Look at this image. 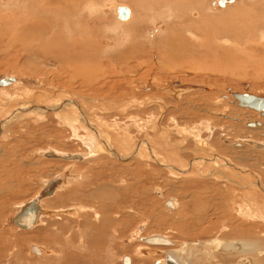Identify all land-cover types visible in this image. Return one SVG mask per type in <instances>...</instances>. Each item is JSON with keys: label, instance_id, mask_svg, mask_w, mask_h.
<instances>
[{"label": "rangeland", "instance_id": "374dc122", "mask_svg": "<svg viewBox=\"0 0 264 264\" xmlns=\"http://www.w3.org/2000/svg\"><path fill=\"white\" fill-rule=\"evenodd\" d=\"M21 1L23 0H10L6 4L0 2V17L2 19H0V79L13 77L16 80L13 84L0 86V91L10 94L17 92L18 96L21 94L20 97L35 93L34 97H26L28 99L24 98L25 100L19 99L15 101L14 105L15 108H18L19 104H24L22 107L25 104L34 105L38 114L33 116L34 120L25 118V120H21L22 122L13 121L15 123L11 122L12 124L10 123L8 127L6 125L0 133V141L2 140L0 142V264H72L74 262V264H122L124 257L130 258V264H159L163 259L161 253L164 250H175V247L149 245L141 241L143 237L153 235H160L168 240L188 244L186 250L193 249L190 258V262H194L193 264H210L204 263L205 259L202 256L204 248L200 242L215 238L221 241H235L244 248V250L240 249L243 251L237 252L236 255L229 253L232 255L231 257L214 250L218 264H235L240 260V256L255 259L260 251L264 253V224L260 225L254 220L244 222L234 219L236 217L234 213L237 215L239 211H231L234 206L230 205V207L229 204H219L218 202L220 199L225 201L229 197L233 198L236 193L239 200L247 192H249L248 195L255 197L252 188L245 186L247 183H243L241 186L237 185L240 180L239 176L234 177L228 173L232 169L227 168L223 170L225 175L224 173L220 174L219 177L224 175L222 180L226 181L222 183L224 188H221L220 182L214 181L210 175L208 178L198 174L189 177H173L165 169V166L153 161L135 162L138 160H130V163H125L108 154L104 155L101 160L95 159L96 161L94 159L82 162L61 161L44 158L40 152L49 148L68 154L87 150L83 140L82 145L69 128L61 124L50 110L53 104L50 99L59 101L60 97H54V94L63 91L69 95L64 96L63 99L76 98L85 103L84 113L94 124L97 121L104 126L107 124L103 136L105 135L107 139L111 140V143L115 144L114 148L120 147L121 154L129 156L135 142H143L142 140L149 137L153 142L152 146L154 144L155 151L159 149L158 151L163 153L165 152L162 151L164 148L167 150L170 159L165 160H167V165L170 164V168L171 165L178 168L181 165L187 166L196 156L203 154L202 151H199L197 143L193 142L194 140L182 135L185 130H188L191 132H188L190 135H194L196 132L197 137L205 139L204 141L208 142V147L212 148L215 154L226 157L231 164L234 163L239 168L243 166V168L250 169L257 175L264 187V150H258L251 146V143H247V141H254L264 145V117H261L258 111L239 107L232 96V94H248L264 98V65L261 60L264 52L258 47V44H249L246 48H236L233 47L236 44L223 46L218 42V46L216 45L215 48L212 47L214 45L210 46L212 49L200 47L198 54H191L192 49L180 48L183 46L181 43H184V39L187 37L185 29L191 18L190 11L180 13L173 9L171 18L167 16L164 20H160L156 16L154 20L159 22L158 29L153 24L154 12L149 13L146 8L150 4L152 6V3L153 5L157 4L160 0H102L106 3L113 1L128 6L132 10L133 16L131 15L128 21L123 23L117 20L113 9H105L100 17L106 24L104 35L98 31L99 27L93 26L92 23L99 19L95 20L93 16H89L87 22L91 34L93 33L92 37H98L99 46L86 48L89 52L85 53L80 51V48H75L73 57L68 55L70 59L64 60L65 65L75 62L73 63L75 69L71 67L72 64L71 70L74 72L79 70L80 73L82 71L84 73L70 78L64 74L60 75L63 68L61 67L63 55L57 51L60 48H48L50 46V40H47L50 38L49 36L41 45L42 47L36 43L31 42L30 44V41H28L29 44L27 43L28 37L20 30L23 25L20 24L22 15H28L32 11L31 14L34 16L33 6L35 7L37 4L31 3L32 5L28 6L30 9L28 12L26 10L28 7L24 9ZM24 1L26 2V0ZM218 1L222 0H186L187 3H182V6L185 4L184 6L188 7L191 4V8H194V6L197 7V4H202L201 7L194 10L196 12L191 15L192 18L202 7L204 9L206 7L203 14L208 19L206 22L210 24L215 22L213 26L209 24L208 30L211 28L213 31L218 30V32H214L219 34L217 37L222 38V41H235L238 35L241 38L244 33L249 31L251 40L258 42L260 34H264V12L259 14L264 8V0H235L234 3L224 6V8L218 7L216 4ZM26 3L28 4V2ZM31 8L33 9L31 10ZM77 8L78 6H75L74 10L69 8L67 17L60 18L58 22L61 27L67 20L71 24L74 23L75 19H69L72 15L71 12H77L81 16V12ZM246 9L247 12H244ZM251 10L254 11L251 12ZM176 13L181 16H176ZM183 14L184 19L182 18ZM197 16L199 17V15ZM35 17L37 16L35 15L33 18ZM48 18L43 17L40 20ZM254 18L258 19L253 20ZM12 22L14 24L16 22V24L14 25ZM117 22L124 27L117 28L118 34L112 31V28H116L114 24H118ZM26 23L30 29L32 23ZM216 26L217 28H215ZM41 27H43L42 24H40V31ZM169 27L173 32L171 35L174 37L177 47L161 48L159 51L156 44L165 38ZM222 28L224 30L227 28V30L224 31ZM58 30H60L59 25L56 31ZM209 33L204 32V35ZM233 36H236V39L232 38ZM242 39L243 37L239 42L238 40L236 42L242 43ZM92 40L96 42V38H92ZM57 53L59 57H57ZM258 58L261 62H258ZM80 61H84V66L87 65L85 69L83 64L78 69ZM258 63H262V65ZM66 68L68 69L67 66ZM53 75H60L59 79L52 78ZM91 82L94 84L91 85ZM37 94L40 96V100H38ZM76 104L79 105V102L76 101ZM81 106L80 103L79 107L82 109ZM93 106L96 107L94 115L91 114L90 109H93ZM101 107L105 109L100 110ZM12 111L6 110L3 113L8 114ZM29 111L32 110L29 108ZM15 112L17 113V111ZM42 113L44 114L42 115ZM4 118L1 117L0 122H6ZM254 121L257 124L249 126ZM115 122L120 123L118 128L127 129L120 132L115 128L113 130ZM180 128H183L184 131H181ZM255 129H259L260 134ZM96 130L99 129L96 128ZM114 134L122 136L121 142H124L125 137H130L129 140H134L133 145L121 146L120 138L114 137ZM225 138L227 139L225 140ZM239 142L244 143L243 148H235L230 145ZM127 147H130L129 152ZM120 148L118 149L119 153ZM170 149L175 151L174 153L179 159L176 162L174 158H171L172 151ZM202 156L207 157L205 153ZM248 156L250 161H246ZM181 162L184 163L181 164ZM57 175H62L65 178L66 186L62 185L61 189L56 190L58 192L48 197L42 204L43 210L55 212L54 215L50 212L52 214L43 216L30 230L16 228L12 219L18 211V207L37 196L42 187V181L50 180ZM227 178L230 180H226ZM232 179L235 182L232 183ZM108 183L115 185L116 189L118 187L115 193L119 192L120 203L116 202L120 207L112 208L108 200L98 203L97 200L84 197H92L90 192L93 188L99 184ZM156 188L161 190V196L154 194ZM4 191L5 194L1 195ZM167 198L175 199L180 206L178 204L174 211L167 210L163 205ZM259 199L258 203L263 204V199ZM79 206L85 208L84 212L77 208ZM226 207L229 209L228 211ZM110 216L113 217L111 218L112 222L106 221ZM106 222H109L107 226ZM113 223L114 229H111ZM53 227H59L55 237L57 242H53L48 237V234L52 236ZM222 227H226V231ZM240 233L242 235H239ZM31 246L42 248V254H32L29 250ZM186 250L183 251L182 257L186 255ZM144 253H147L148 256L142 258ZM262 257H260V263L264 264L262 262L264 255ZM211 264L216 263L212 262Z\"/></svg>", "mask_w": 264, "mask_h": 264}, {"label": "bare ground", "instance_id": "6f19581e", "mask_svg": "<svg viewBox=\"0 0 264 264\" xmlns=\"http://www.w3.org/2000/svg\"><path fill=\"white\" fill-rule=\"evenodd\" d=\"M10 0H0V2H9ZM24 1V0H23ZM21 1V4L24 6V9L26 7H28L29 5H32L34 3H36L37 5H35V7L33 6V8H31V10L33 9L34 11V14L37 16L35 18H33L34 16L31 14L32 11H30V13L28 14L29 12V7L26 9L28 10L27 14H24L21 16V23L20 24H23L22 25V28L20 29L21 31H23V34L26 35L28 37V40H27V43L28 41H30V44L31 42L32 43H36L38 46H41L45 39L49 36L50 38L47 40H50V46L48 48H60V50H57L59 52L60 55H63V58H62V63L63 65L61 67L62 68V73H60V75L64 74L66 76H70V78L76 76L77 75H81V74H84V73H80L79 70H76V72H74V70H71V67L74 68L75 65L73 63L75 62H72V63H67L65 65V62L64 60L66 61V58H68L69 56H72L73 53H75V48H80V51H82L83 53H85L86 51H88L86 48H97L99 46V42L97 41V36L96 37H92L93 33L91 34V29H90V26L88 25V18L89 16H93V18L96 20V19H99L98 21L96 22H92L93 23V26H98L99 29L98 31L104 35V31H105V21L103 19H100L101 15L104 13V10L108 8V10L110 9H113V12L115 13L116 15V18L119 22H126L128 21V19L131 17L132 15V10L126 6V5H122V4H118L116 2H108L106 3L105 1H102V0H26V2H28V4L24 1ZM184 1V0H183ZM182 0H178V1H174V2H171L169 0H163L161 2L158 1L157 4L153 5L152 3V6H147V10L149 13H151V11L154 12V16L152 17L153 18V24L155 27L159 26V22H155V17L158 16L160 20H164L167 16H169V18H171V16L173 15V12L175 10L177 11H180V13H186V11H190L189 13H192L190 14V19L189 21L187 22L188 24L186 25V29H185V34H186V38L184 39V43H181L183 44L182 47L180 48H190L189 50H191V54L193 53H199L200 51V47H203V48H206L208 49V47H210L211 45H214L212 47L215 48V46L217 45L218 46V42L219 43H222L223 46H230V44H236L235 46L233 47H236V48H246L249 44H254V43H257L258 44V47H260L262 49V51L264 52V43H262L264 41V34H260V37H258V42H255L254 40H251V37L249 35V31H247L246 33L243 34V32L241 34L243 39H242V43H237L236 40H238V38H240V36L238 35L237 36V39L233 36L232 38H235L236 40L235 41H222L221 39L222 38H218L217 35L219 34H216L214 31L218 32V30H214L213 31V28H211L210 30L209 29V24L210 23H207L206 20V17H204V10L205 9L202 7L199 12H197V15H199V17L195 14L194 18H192L191 15H193L195 9H197L198 7H201L200 4H197L194 8L192 7L191 8V4L188 5V7L184 6L185 4H183L182 6V3L186 2V0L183 2ZM222 1H225V4L224 6L228 5V4H232L234 3L235 0H233L232 3H229L228 0H222ZM34 2V3H33ZM32 3V4H31ZM187 3V2H186ZM9 4V3H7ZM27 4V5H26ZM218 5V2L216 3ZM179 5V6H178ZM204 5V4H203ZM3 6V5H2ZM75 6H78L77 10H79L81 12V16L77 13V12H71L70 15L71 17L69 19H75L74 20V23L72 22V24L70 23L69 20L65 21L63 26L61 27V25L59 24V20L60 18L68 15V10L70 8V10H74ZM223 7H220L218 5L219 8H224ZM229 6V5H228ZM32 7V6H31ZM118 7H124V8H127L128 11H129V17L122 21L118 18L117 16V9ZM19 8V6H18ZM11 9V8H9ZM174 9V11H173ZM264 8H262V11L261 13L259 14H262V12H264L263 10ZM231 10V9H229ZM6 11V10H5ZM182 11V12H181ZM254 11V10H251V12ZM21 12V11H20ZM152 12V14H153ZM244 12H247V9L244 10ZM257 12V11H256ZM26 13V12H25ZM254 13V12H253ZM18 14H21V13H18ZM17 14V15H18ZM66 14V15H65ZM264 14V13H263ZM42 15V16H41ZM176 16L180 15L179 13L175 14ZM203 15V16H202ZM15 16V15H14ZM14 16H11V17H14ZM29 18H28V17ZM133 16V15H132ZM181 16V15H180ZM243 16V15H242ZM241 16V17H242ZM43 17H49L48 19H45V20H40V19H43ZM186 17V16H185ZM248 17V16H247ZM254 17V16H253ZM262 17V15H261ZM261 17H259V19H261ZM264 17V16H263ZM19 18V17H18ZM30 20H28V19ZM32 18H33V21H32ZM65 18V17H64ZM173 18V17H172ZM179 18V17H178ZM182 18L184 19V14L182 16ZM212 18V17H211ZM1 19V17H0ZM12 19V18H11ZM20 19V18H19ZM24 19H27L24 21ZM241 19V18H240ZM250 19V18H248ZM258 18H254L253 20H257ZM2 20V19H1ZM8 20V18H7ZM6 20V22H7ZM10 20V19H9ZM14 20V19H13ZM12 20V21H13ZM35 20V21H34ZM63 20V19H62ZM159 20V21H160ZM177 20V19H175ZM243 20V19H242ZM16 21V19H15ZM141 21V20H139ZM166 21V20H165ZM240 21V20H239ZM246 21V20H244ZM252 21V20H250ZM18 24H19V21H17ZM25 22V23H24ZM26 22H29L32 23L30 25V29L29 27H27V24ZM175 22V21H174ZM209 22V21H208ZM212 22V21H211ZM13 23V22H12ZM37 23H40L42 24L43 27L42 30L40 31V24H37ZM118 23V22H117ZM172 23V22H171ZM178 23V21H177ZM215 23V22H214ZM213 24H210V26L214 25ZM250 23V22H249ZM10 24V22H9ZM14 24V23H13ZM11 24V26L15 27L14 25ZM17 24V25H18ZM37 24V25H36ZM151 24V23H150ZM175 24V23H174ZM173 24V25H174ZM242 24V23H241ZM58 25L60 26V30L56 31L58 29ZM116 25V28H112V31L113 32H117V34L119 33L117 30V28H124L123 25H121V23L119 24H114V26ZM178 25V24H177ZM181 25V24H180ZM234 25V24H233ZM247 25L249 26V24L247 23ZM251 25V24H250ZM10 26V27H11ZM19 26V25H18ZM183 26V25H182ZM185 26V25H184ZM232 26V25H231ZM235 26V25H234ZM243 26V25H242ZM7 27V26H6ZM103 27V28H102ZM172 27V26H171ZM181 27V26H180ZM179 27V28H180ZM12 28V27H11ZM19 28V27H18ZM107 28H110V27H107ZM158 28V27H157ZM177 28V26H176ZM178 28V29H179ZM183 28V27H182ZM217 28V26L215 27ZM220 28V27H219ZM234 28V27H232ZM29 29V31H28ZM155 29V28H154ZM159 29V28H158ZM157 29V30H158ZM171 28L169 27L168 31H167V35L165 36V38L163 40H160L158 42V44H156V48L160 51L161 48H176V44L174 42V37H172V33ZM223 29V28H222ZM12 30V29H11ZM17 30V29H16ZM94 30V29H93ZM111 30V29H110ZM124 30V29H123ZM122 30V31H123ZM224 30V29H223ZM227 30V28L225 29ZM224 30V31H225ZM96 31V30H95ZM97 31V32H98ZM109 31V30H108ZM133 31V30H132ZM178 31V30H177ZM181 31V30H180ZM183 31V30H182ZM210 31V33H209ZM230 31V29H229ZM60 35H59V33ZM97 32H96V35H97ZM112 32V33H113ZM184 32V31H183ZM204 32L205 33H209V34H205L204 35ZM231 32L233 33V31L231 30ZM235 32V31H234ZM5 33V31H4ZM22 33V32H21ZM29 33H30V36H29ZM220 33V32H219ZM126 34V33H125ZM182 34V33H181ZM254 34V33H253ZM99 34V36H102ZM176 35V34H175ZM178 35V34H177ZM233 35H235L233 33ZM183 36V34H182ZM179 37V36H178ZM184 37V36H183ZM241 37V38H242ZM255 37V36H254ZM26 38V37H24ZM92 38H96V42L95 40H92ZM240 38V39H241ZM183 39V38H182ZM239 39V40H240ZM254 39V38H253ZM12 40V39H11ZM149 40V39H148ZM233 40V39H232ZM238 40V42H239ZM23 41V40H22ZM25 41V40H24ZM131 41V40H130ZM48 42V41H47ZM151 43V42H149ZM29 44V43H28ZM152 44V43H151ZM11 46V45H10ZM42 47V46H41ZM212 47H210L212 49ZM232 47V46H231ZM217 48V47H216ZM222 48V47H220ZM219 49V48H217ZM233 49V48H232ZM168 50V49H167ZM202 50V48H201ZM204 51V50H202ZM89 52V51H88ZM172 52V51H171ZM188 52V51H187ZM168 53V52H167ZM214 53V52H213ZM58 54V53H57ZM59 54L57 57H59ZM169 54V53H168ZM264 54V53H263ZM69 55V56H68ZM166 55V54H165ZM164 55V56H165ZM172 56V55H171ZM73 57V56H72ZM262 58V56H260ZM55 59H58V58H55ZM61 59V57H60ZM70 59V58H68ZM259 60V58H258ZM263 65H264V55H263ZM56 61V60H55ZM257 61V59H256ZM84 61H80L78 63V65L76 64V66H78V69L79 67L83 64ZM258 62H261L260 60ZM77 63V62H76ZM73 64V66H71ZM259 65H262V63H258ZM254 65V64H253ZM66 66L68 67V69L66 68ZM71 66V67H70ZM85 66H87L85 64ZM85 66L83 64V67L85 69ZM256 66V65H255ZM82 67V66H81ZM88 68V67H87ZM59 69V68H58ZM64 69V70H63ZM75 69V68H74ZM256 69V68H255ZM263 70V69H261ZM260 70V71H261ZM73 72L72 74L70 72ZM79 72V73H78ZM85 72V71H84ZM59 75V76H60ZM87 75V74H86ZM54 77L52 78H58L59 79V76L58 75H53ZM9 78H12L13 81L11 82H8L9 83H15L16 80L13 78V77H8V78H3L5 80H8ZM69 78V79H70ZM2 79V78H1ZM71 80V79H70ZM83 81V80H82ZM57 82V81H56ZM53 83V82H52ZM7 84V85H8ZM51 84V83H50ZM94 84V82L92 83L91 82V85ZM0 86H3V85H0ZM5 86V85H4ZM87 86V85H86ZM6 91H9L8 89H5ZM16 90V89H15ZM24 90V89H23ZM22 91V90H21ZM52 91V90H51ZM15 92V91H14ZM16 94H10V93H7L5 91H0V118H4L6 119V122H0V133H2V130L5 128V126L8 125L13 122V121H23L25 120V118H32L33 119V116L34 115H37L38 112L36 111V106L34 105H26L24 107H22L23 105H20L18 106V108H15V101L21 99V100H25L24 98L28 97V98H31V97H34L35 93L34 94H27L25 96H21L20 95L18 96L17 92H15ZM24 93H25V90H24ZM27 93V92H26ZM62 93V94H61ZM38 95V94H37ZM68 95L66 92H56L54 94V97H60L58 98L59 101L57 100H53V99H50V102H53L52 106L50 107V110L51 112H53L55 114V117L58 118L56 120L60 121L61 124H64L65 126H67V128H69V130L72 132V134L76 137V140L77 141H80V143L82 144V140H83V143H84V147H86V151H81L80 153H73V154H68V153H61V152H57L55 151L54 149H48V150H42L40 151L42 154V157L44 158H50L51 160L52 159H58V160H61V161H70V160H74L76 162H82V161H89L90 159H103V156L108 154L110 157H113V158H118L119 161H122V162H125V163H130V160H138V161H135V162H139V161H153V162H158L157 164L161 163V165L165 166V169L169 171V174L173 175L174 176H191V175H195V174H198L200 175L201 177H205L210 175V177L214 180V181H217V182H220L221 184V188H224V185L222 183L226 182L225 180L223 181L222 180V176L225 175V173L223 172V170L229 168V169H232L230 172H228L229 174H232L234 177H236L237 175L239 176V182H237V185L241 186L243 183H247L245 186L247 188H252V192L253 194L255 195V197H252V195H248L249 192H247L245 195H243L241 198V200H239V198L237 197V193L236 195L233 197V198H230L229 199L227 198L225 201H221L222 199H220L219 204L223 203V204H229V206H234L231 211H239L236 215V213H234V215L236 216L234 218V215L232 217V219H238V220H242V221H246V220H254L257 221L256 223H260L261 224H264V203L263 204H260L258 203V199H263V202H264V187L262 185V183L260 182L259 178L257 177V175H255L254 173H252V171H250V169H247V168H239L237 165H234L231 164L228 159L226 157H223V156H220L218 155L217 153L215 154L213 152V149L208 147V142H205L204 140H202L200 137H197L194 133V135H190L188 132V130H183V128H180L181 131H184V137L186 138H189L191 140H194L193 142H196L197 145L199 146V151H202V153L206 154L207 157H204L202 155L200 156H196V158H194L192 161H190V164H188L187 166H183L181 165L179 168L178 167H173L171 165V168H170V164L167 165L168 163L166 162L167 160L165 159H168L169 157V153L167 152V150L164 148L162 151H165L163 153H160V151H155L153 146H152V141L151 139L148 137L147 139L145 138V140H142L143 142H135L134 144V148H132V153L127 156V155H124V154H121L122 150L120 147H117L118 149L120 148V153L118 152V149L114 148L113 146H115L114 143H111V140L110 139H107L105 137V135L103 136L104 134V130L105 127L102 123H100L99 121L95 122L98 123L97 125H95L93 123V121L86 115V113H84V105L85 103L82 101L80 102L79 100H77L76 98L75 99H72V98H68V99H63L64 96ZM69 96V95H68ZM67 96V97H68ZM232 96H234V94H232ZM39 97L38 100H40V96L38 95L37 98ZM46 97V96H45ZM71 97V96H70ZM75 97V96H74ZM26 98V99H28ZM36 98V97H35ZM84 100V99H82ZM76 101L79 102V105L81 103V107L82 109L79 107L78 104H76ZM94 102V101H93ZM4 104V106H3ZM99 104V103H98ZM94 105V104H93ZM86 106V105H85ZM32 110V111H29V108ZM2 108H6L5 110L2 109ZM95 108V109H94ZM2 109V110H1ZM38 109V108H37ZM48 109V108H47ZM91 109V114H95L96 113V107L93 106V109ZM100 110H103L105 109L104 107H101L99 108ZM98 109V111H99ZM249 109V108H248ZM6 110H13L12 113H8V114H5L3 112H6ZM39 110V109H38ZM17 111V113L15 112ZM43 111V110H41ZM45 111V110H44ZM90 111V110H89ZM86 112V111H85ZM258 113L260 114L261 117H264V112H259ZM21 114V115H20ZM44 113H42L43 115ZM53 114V115H54ZM40 115V114H39ZM40 118V117H38ZM43 118V117H42ZM35 119V118H34ZM33 119V120H34ZM41 120V119H40ZM103 120V119H102ZM21 121V122H22ZM26 121L28 122V120L26 119ZM32 122V120H31ZM174 122V121H173ZM239 122V121H238ZM15 123V122H13ZM104 123V122H103ZM206 123V122H205ZM253 123V125L257 124L256 121L254 122H251ZM12 124V123H11ZM18 124V123H17ZM25 124V123H24ZM30 124V122H29ZM34 124V122H33ZM118 122H115V124L113 125L114 127L112 128L114 130L115 129H118V132L120 131H125L126 129H123L122 127L121 128H118ZM63 125V126H64ZM122 125V124H121ZM149 125V124H148ZM134 126V125H133ZM132 126V127H133ZM179 126V125H178ZM198 126H201V125H198ZM22 127V126H21ZM174 127V126H173ZM176 127V126H175ZM204 127V126H203ZM25 128V127H24ZM99 129V130H96ZM194 128V127H193ZM258 128V127H257ZM146 129V128H145ZM186 129V128H185ZM159 130V129H158ZM256 130V129H255ZM262 130V129H261ZM260 130H256V132H259ZM114 132V131H113ZM180 132V131H179ZM178 132V133H179ZM225 132V131H224ZM223 132V133H224ZM122 133V132H121ZM127 133V132H126ZM191 133V132H190ZM262 133V132H261ZM123 134V133H122ZM167 134V133H166ZM260 134V132H259ZM3 135V134H2ZM1 136V135H0ZM4 137H6L5 135H3ZM30 136V135H29ZM224 136V135H223ZM114 137H118L120 138L119 142L122 141V136L119 134H114ZM147 137V136H146ZM181 137V136H180ZM12 138V137H11ZM14 138V137H13ZM73 138V137H72ZM74 139V138H73ZM130 137H125V140L123 139L124 142H121L120 145L121 146H127L128 144H132L134 140H129ZM133 139V138H132ZM184 139V138H183ZM227 138H225L226 140ZM2 141V140H1ZM0 141V142H1ZM7 141V140H6ZM4 142V141H3ZM161 143V142H160ZM247 143H251V146L257 148L258 150L259 149H262L264 150V145H261L259 144L258 142H254V141H247ZM3 144V143H2ZM243 144L244 143H241L239 142L238 144H230L231 146L233 145L235 148H243ZM83 145V144H82ZM133 145V144H132ZM164 145V144H163ZM167 145V144H165ZM160 147V145H159ZM196 147V146H195ZM227 147V146H226ZM128 148V147H127ZM126 149V148H125ZM124 149V150H125ZM130 149V147L127 149V151ZM168 149V148H167ZM254 149V148H253ZM171 150V149H170ZM130 151V150H129ZM128 151V152H129ZM172 151V150H171ZM14 152V151H13ZM175 151H172L171 152V158H174V161L176 162V160H179L178 157L176 156V153H174ZM253 152V151H252ZM124 153V151H123ZM196 153V152H195ZM241 153V152H239ZM40 155V154H39ZM250 155V154H248ZM167 157V158H165ZM259 156H257L258 158ZM107 158V156H106ZM256 158V157H255ZM26 159V158H25ZM111 159V158H110ZM170 159V158H169ZM259 159V158H258ZM31 160V159H30ZM105 160V159H104ZM112 160V159H111ZM110 160V161H111ZM231 160V159H230ZM243 160V159H242ZM96 161V160H95ZM113 161V160H112ZM234 161V160H233ZM246 161H250V157L248 156ZM114 162V161H113ZM256 162V161H255ZM254 162V164H255ZM73 163V162H72ZM93 163V161H92ZM144 163V162H143ZM184 163V162H183ZM181 162V164H183ZM208 164H212V165H208ZM253 164V165H254ZM129 165V164H128ZM256 165V164H255ZM72 166V165H71ZM128 168V167H127ZM144 168V167H143ZM67 171V170H66ZM131 173V172H130ZM224 173V175L221 176V178L219 177L220 174ZM235 173V174H233ZM14 176V175H13ZM74 176V175H73ZM230 176V175H229ZM65 177V176H64ZM227 177V176H226ZM2 178V177H1ZM183 178V177H182ZM224 178V177H223ZM180 179V178H179ZM238 179V178H237ZM120 180V179H119ZM226 180H230L229 178H227ZM181 181V180H180ZM233 179H232V183H233ZM238 181V180H237ZM235 182V181H234ZM6 184V183H5ZM42 187L40 189V191L37 193V196L30 200L29 202L27 203H23L21 204L19 207H18V211L17 213L13 216V218H16V216H18V214L20 213V211L22 213V215L28 217L29 219V216L33 214L34 216V221H33V224L32 226L29 228V229H24V230H30L34 227V225H36L40 219L43 217V216H47L50 212L52 211H45L43 210L42 208V204L44 202V200H47L48 197H51L54 193L58 192L56 190H59L61 189L62 185L67 184L65 178L62 177V175H57L55 177H53L52 179L50 180H46V181H42ZM115 184V183H114ZM226 184V183H225ZM235 184V183H234ZM61 185V186H60ZM8 186V185H7ZM60 186V187H59ZM228 186V185H226ZM233 186V185H232ZM84 187V186H83ZM86 187V185H85ZM92 189V188H91ZM118 189V187H117ZM116 189V186L115 185H111V184H99V186L97 185L95 188H93L91 190V194H92V197H87V196H84L86 198H89L90 200L94 199V200H97L96 202L98 203H102V201H109L112 205V208L114 206H119V204L117 202H119V195L118 193H115V190L117 191ZM244 189V188H243ZM5 190H8V189H5ZM74 190V189H73ZM120 190V188H119ZM118 190V191H119ZM90 191V190H89ZM10 192V191H8ZM50 192V193H48ZM71 192V191H70ZM77 193V192H76ZM2 194H5V191L1 193ZM8 194V193H7ZM6 194V195H7ZM126 194V193H125ZM154 194L156 195H162L161 193V190L156 188V190L154 191ZM72 195V194H70ZM78 195V194H77ZM89 196V195H88ZM4 198V197H3ZM95 198H99V199H95ZM162 198V197H161ZM160 198V199H161ZM215 198V197H214ZM73 199V198H72ZM88 199V200H89ZM123 199V198H122ZM164 199V198H163ZM259 199V200H260ZM219 200V199H217ZM117 201V202H116ZM163 201V200H162ZM33 202V204L31 203ZM120 203V202H119ZM169 203V206H166L165 204ZM28 204H32L33 206V209L32 208H29L27 209L26 207L28 206ZM122 204V203H121ZM179 203H177V201L173 198H167V200L165 199L164 202H163V205L166 207L167 210L169 211H174L176 210L177 206H178ZM109 205V206H110ZM100 206V205H99ZM98 206V207H99ZM106 206V205H105ZM180 206V204H179ZM216 206V205H215ZM222 206V205H221ZM224 206V205H223ZM230 206V207H231ZM101 207V206H100ZM99 207V209H100ZM104 207V206H103ZM120 207V206H119ZM118 207V208H119ZM123 207V205H122ZM219 207V205H218ZM76 208V207H75ZM74 208V209H75ZM79 209H81V211H83L85 208L82 207V206H79L77 207ZM105 208V207H104ZM217 208V206H216ZM227 208V207H226ZM117 209V208H116ZM121 209V208H120ZM119 210V209H118ZM117 210V212H118ZM217 210V209H216ZM226 210V209H225ZM229 209L227 208V211ZM73 211V210H72ZM94 211V210H93ZM99 211V210H98ZM101 211V209H100ZM105 211V210H104ZM116 211V210H115ZM226 211V212H227ZM230 211V212H231ZM23 212H25L23 214ZM84 212V211H83ZM102 212V211H101ZM123 212V211H122ZM202 212V211H201ZM200 212V213H201ZM215 212V211H214ZM213 212V213H214ZM53 213V214H52ZM50 214L54 215L55 212H52ZM74 213V212H73ZM119 213V212H118ZM129 213V212H128ZM204 213V212H203ZM212 213V212H211ZM202 214V213H201ZM69 215V214H68ZM72 215V214H70ZM69 215V216H70ZM119 215V214H118ZM117 215V216H118ZM198 215V214H197ZM207 215V214H206ZM204 215V216H206ZM229 215V214H228ZM67 216V215H66ZM116 216V215H115ZM116 216V217H117ZM201 216V215H200ZM230 216V215H229ZM73 217V216H72ZM71 217V218H72ZM106 217V216H105ZM203 217V216H202ZM111 218H113L112 216L109 217V219H107L106 221H111ZM106 219V218H105ZM118 219V218H117ZM98 220V219H97ZM104 220V218H103ZM116 220H114V223ZM204 221V220H203ZM207 221V220H206ZM112 222V221H111ZM235 222V221H234ZM238 222V221H237ZM251 222V221H250ZM249 222V223H250ZM109 223V222H108ZM107 222L105 223L106 226L108 224ZM114 223L111 225V229H114ZM252 223V222H251ZM40 225V224H39ZM52 225V224H51ZM50 225V226H51ZM110 225V224H109ZM213 225V224H212ZM16 226V225H15ZM47 226V225H45ZM44 226V227H45ZM109 227V226H108ZM208 227V226H207ZM212 227V226H211ZM16 228L18 229H21L20 227L16 226ZM59 227H53L52 231L53 233L51 234L52 236H49L48 234V237H50V239L53 241V242H57V239H55L56 235L58 234V229ZM104 228L106 229V227L104 226ZM46 229V228H45ZM223 230L226 229V227H222ZM142 230V229H141ZM144 230V228H143ZM245 230V229H244ZM50 231V230H49ZM226 231V230H225ZM139 232V231H138ZM230 232V231H229ZM248 232V231H247ZM63 234V233H62ZM249 234V233H248ZM114 235V234H113ZM239 235H242L241 233ZM263 235V234H262ZM120 236V235H119ZM138 236V234H137ZM136 236V238H137ZM140 236V234H139ZM248 236V235H247ZM161 238V239H165L167 241H169V244L165 245V246H170V247H175V250H164V252H162L161 254L163 255V259H161V263L159 264H193L190 262V258L192 256V250L193 249H190L187 251L186 249L188 248V244L184 243V242H178V241H173V240H168V238L166 237H163V236H160V235H153V236H148V237H143L141 239V241H143L145 238ZM246 237V236H245ZM82 239V237H80ZM250 238V237H248ZM55 239V240H54ZM250 240V239H249ZM68 241V240H67ZM80 241V239H79ZM82 242V240H81ZM80 242V243H81ZM201 245L203 246L204 248V252L202 254V256L204 257V263L205 262H208V263H217V255H215V253L213 252L214 250L218 251V252H222L223 254H226L227 257H231L232 255L229 254V253H234V255H236L237 252L239 251H243L244 248H242V245L235 242V241H221V240H218V239H214V240H210V241H205V242H200ZM82 244V243H81ZM85 246V245H84ZM81 247V246H80ZM74 248H78V247H74ZM83 248V247H82ZM85 248V247H84ZM201 248V247H200ZM79 249V248H78ZM86 249V248H85ZM85 249H82V250H85ZM173 249V248H172ZM199 249V248H198ZM240 249H243V250H240ZM30 252L34 255H41L42 254V248L38 247V246H31L29 248ZM146 251H148L146 248H145ZM187 251L186 255L184 257H182V253L183 251ZM145 251V252H146ZM50 252V251H49ZM47 252V253H49ZM66 253V252H65ZM68 253V252H67ZM143 253V252H142ZM217 253V252H216ZM245 253V251H244ZM72 254V252H71ZM243 254V253H242ZM258 257H256L255 259H251V258H246V256H240V260H238L237 263L235 264H261L260 263V257H262L264 255L263 252H259L258 253ZM59 255V254H58ZM73 255V254H72ZM188 255V256H187ZM233 255V256H234ZM238 255V254H237ZM147 253L144 255H142L141 257L142 258H145L147 257ZM72 257V256H71ZM70 257V258H71ZM78 258V257H77ZM225 258V257H224ZM263 258V257H262ZM74 259V258H73ZM129 259V264H130V258L128 257ZM70 260V259H69ZM68 260V261H69ZM78 260V259H77ZM123 260V259H122ZM211 260V261H210ZM237 260V259H236ZM71 261V260H70ZM158 261V262H160ZM73 262V261H72ZM80 262V261H79ZM264 262V261H262ZM75 263V262H74ZM72 263V264H74ZM77 263V262H76ZM65 264V263H64Z\"/></svg>", "mask_w": 264, "mask_h": 264}, {"label": "water", "instance_id": "95a60500", "mask_svg": "<svg viewBox=\"0 0 264 264\" xmlns=\"http://www.w3.org/2000/svg\"><path fill=\"white\" fill-rule=\"evenodd\" d=\"M229 3H232L233 0H228ZM225 4V1H218V5L220 7H223ZM117 16L120 20L124 21L129 17V11L127 8L124 7H118L117 9ZM13 81L12 78H9L8 80L5 79H0V85H7L8 82ZM234 98L237 101V105L239 107H243V108H249L252 109L254 111H259V112H264V98H260V97H256L253 95H248V94H234ZM249 126H253V124H250ZM50 193V192H48ZM33 204V202H31ZM32 204H28V206L26 207L27 209L32 208L33 209V205ZM166 206H169V203L165 204ZM20 213H22L20 211ZM18 214V216H16V218L12 219V223L20 228L24 229H29L34 221V216L33 214L28 217L22 215V214ZM25 212H23L24 214ZM144 243L149 244V245H167L169 244V241L165 240V239H161V238H145L143 240ZM122 264H129V259L128 257H124L122 260Z\"/></svg>", "mask_w": 264, "mask_h": 264}]
</instances>
